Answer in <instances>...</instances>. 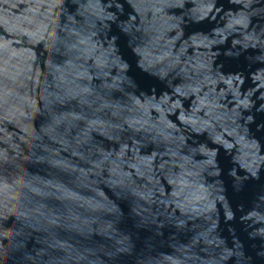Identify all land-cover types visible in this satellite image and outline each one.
Listing matches in <instances>:
<instances>
[{"label":"water","instance_id":"water-1","mask_svg":"<svg viewBox=\"0 0 264 264\" xmlns=\"http://www.w3.org/2000/svg\"><path fill=\"white\" fill-rule=\"evenodd\" d=\"M0 264H264V0H0Z\"/></svg>","mask_w":264,"mask_h":264}]
</instances>
